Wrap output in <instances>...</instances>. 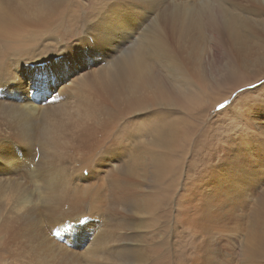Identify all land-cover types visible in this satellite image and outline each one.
I'll return each mask as SVG.
<instances>
[{
	"label": "rangeland",
	"instance_id": "rangeland-1",
	"mask_svg": "<svg viewBox=\"0 0 264 264\" xmlns=\"http://www.w3.org/2000/svg\"><path fill=\"white\" fill-rule=\"evenodd\" d=\"M136 1L128 0V5L122 7L123 11L133 8V12L122 14L121 10L122 13L115 14L113 24L118 25L125 19L111 41V46H118L121 51L128 47V40L136 28L132 37L133 40L137 37L135 43H138L150 19L162 13L155 0H148L149 4L145 5L143 1ZM167 1L190 10L180 13L174 22L177 36L166 32L168 43L173 46L177 41L182 42L192 60L212 62L211 71L213 65H217L210 41L204 38L209 39L208 34L196 28L198 19L193 12L198 10L194 6L211 3L215 8L216 2L221 1L246 12V5L261 4V0L258 3L246 0ZM22 20L29 28L36 25L40 32L36 35L52 44V48L43 55L41 69L29 68L27 74L10 65L12 69L9 70L19 77L8 83L0 96L7 98L3 96L6 89L9 93L22 91L29 76L34 78L32 84L36 86L41 85L36 79L53 76L52 81L43 83L40 93L35 95V89L29 96L16 95L27 104L29 99L32 104L37 99L38 106L32 117L35 122L38 107L69 98L72 101L76 96L75 83L91 89L90 81L99 64L91 65L90 60L80 59V54L91 49L94 57L99 58L92 36L87 32L94 30L95 25L100 27L107 19H98L89 29L86 22H78L66 32H58L57 25L50 28L38 14L33 21L29 17ZM128 23L136 25L128 26ZM180 33L182 40L177 39ZM23 36L22 41L27 43ZM34 43L39 44L40 40L37 38ZM31 48L34 47L27 49ZM27 49L19 52L27 54ZM204 50L210 51L211 59L204 55ZM111 52L113 58L119 55ZM108 54L109 51L105 57ZM9 56H4L3 62L12 64L17 57L22 61L25 58L20 54ZM74 67L85 75L82 80L78 81L75 73L70 74L69 70ZM263 75L250 76L247 82ZM243 83L216 85V89L210 90L213 95L206 97L207 104L205 101L199 103L197 111L195 108L189 110L191 118L183 117L191 127L182 133L184 144L180 140L166 147L160 145L162 149L147 143L151 136L144 134L129 135L120 143L116 142L117 131L103 126L104 117L111 119L113 109L102 104L92 89L97 98L98 115L78 112L77 116L66 105L68 111L62 110L54 125L36 127L34 123L32 127L31 124L26 135L20 138L13 137L5 128L12 126L0 112V117L4 118L0 119V150L5 148L1 151L4 159L0 160V264H246L244 255L241 257L239 252L251 241L256 197L264 199V77L239 87ZM82 93L84 97L88 92ZM225 95L228 96L216 102ZM4 102L9 101L5 99ZM51 108L47 107L49 111ZM91 109L94 111L93 107ZM138 111L131 115L121 109L125 118L121 117L118 126L143 127L148 121L158 127L171 115H181H176L175 111L162 112L152 105ZM99 117L101 124L94 127ZM167 124L168 127L178 126V118L163 126ZM113 146L121 150L113 153ZM158 155L178 164L170 163L161 172L143 177L145 179L142 174L125 172L131 168L130 161L151 171L152 156ZM12 161L19 162L17 168ZM48 184L54 189H46ZM44 194L46 202L42 201ZM79 221L82 222L80 226L76 225ZM71 223H74L72 227ZM64 233L75 241L72 248L58 241L64 238ZM46 244L50 247L44 248ZM155 249L159 252L155 253Z\"/></svg>",
	"mask_w": 264,
	"mask_h": 264
},
{
	"label": "bare ground",
	"instance_id": "bare-ground-1",
	"mask_svg": "<svg viewBox=\"0 0 264 264\" xmlns=\"http://www.w3.org/2000/svg\"><path fill=\"white\" fill-rule=\"evenodd\" d=\"M13 1L0 0V92L8 86V83L14 82L19 77L14 71L9 70L12 69L10 65H15L16 70L21 69V73H27L29 68L35 70L41 69L43 57L45 58L43 55L48 54V50L52 48V44L48 43V41L44 42V39L36 35L40 33L36 25L33 28H29L22 19L29 17L33 21L38 14L44 18V24H48L50 28L57 25L58 32L60 30L65 32L68 30L71 31L72 27L78 22H86V28L89 29V25L94 24V22L96 23L98 19H101V21L102 19H107V22H101L100 27H98L99 25H95L94 30L87 32L92 36V40L95 43L93 48L99 52V58L102 57V59L94 57L95 52H93L94 55L87 61L90 60L92 62L91 65L99 64L97 66L98 68H96L97 71L94 72L90 81V87L94 90L102 104H107L113 109L111 119L104 117L103 126L112 127L117 131L116 142L118 143L129 135L144 134L147 137L151 136L146 142L153 143V147L158 149L166 147V144L177 143L180 140L184 144L185 139L182 133L185 130H190L191 127L187 126V122L183 117L191 118L189 115L191 108H195L197 111L198 107L196 106L199 103L205 101V104H207L206 97L213 95L210 94V90L216 89L215 86L220 84L228 86V83L231 85L233 83L244 82L239 87L246 86L264 77L263 75L255 81L247 82L250 76H255V74L259 73L264 74V0H261V4H256L254 7L246 5V12L237 6L228 7V5L221 1L219 3L216 2L215 8L211 3H202L199 6H194L198 10L193 12L198 19L196 28H202L209 36V39L205 36L204 38L207 42L210 41V46L212 47L210 49L212 50L213 59L217 65H213V74L210 69V63L212 62L206 64L203 61L201 62V60H192L189 52L186 51L187 48L181 45L182 42L177 41L173 46L168 43L165 37L166 32L176 34L175 23L179 14L190 11L182 5H178L176 2L169 3L167 0H155V2H159L162 13H156L157 16L154 19H150L138 43H135L137 37L133 40L134 37L132 36L137 30V28H133L135 31L128 40V47L121 51L118 46H111V41L112 35L117 32L118 27L123 24L125 19H122L118 25L113 24L116 18L115 14L118 12L122 13L123 10L119 4L109 8L112 0H18L16 3H13ZM161 1L164 4L160 3ZM246 1L258 3L259 0ZM155 11L157 12L156 9ZM130 12H133V8L128 11L124 9L122 14ZM135 13L137 14V12ZM128 24V26L136 25L134 23ZM164 27L172 28L173 30ZM23 35L26 36L27 43L22 41L21 36ZM37 38L40 40L39 44L34 43ZM181 38L180 33L177 39L180 40ZM86 43L92 47V44L87 42V40ZM28 47L34 48L27 49ZM21 49H27L28 53L23 54L19 52ZM192 50L194 49L192 48ZM108 51L109 54L105 57ZM111 51L118 52L119 55L113 58ZM196 52L199 54V51ZM12 54H20V56L25 58L23 61L18 57L15 59L12 58V64L6 60L3 62L4 56L8 57ZM204 55L210 58V51L206 50ZM101 62L104 64L100 65ZM25 65L26 68H24ZM76 69L74 67L69 72L70 74L75 73L78 75L77 79L80 81L85 75L75 71ZM52 77H44L40 80L36 79L41 84L40 86H36L32 84L34 78L29 76L25 79L26 86L22 91L9 93V90L6 89L3 96L7 98L0 96V112L5 115L7 123L12 126L5 128L12 132L13 137L20 138L26 135V131H29V127L31 124L33 127L34 123L36 127L37 125L40 127L54 125L57 122L56 120L60 119L62 110L67 106L77 116L79 115L78 112H81V115H98L95 93L87 87L76 86L75 81H72L75 83L74 91L76 93L73 100L70 101L69 98L54 103L51 106L38 107L36 110L39 111L34 116V122L32 117L34 109L38 106V104H35L37 99L33 101V104L32 100L29 99V104H27V101L22 102V98L16 95L29 96L35 89L34 94L36 95L43 90L41 89L43 83L52 81ZM31 86L33 89H29ZM235 89L236 87L233 91ZM83 91L88 92L84 97ZM10 95H12L11 98H9ZM227 96L225 95L216 102L222 101ZM5 99L9 102H4ZM10 99H14V101ZM147 105L156 106L162 112L175 111L176 115L181 114L182 116L171 115L168 117V120L162 118L164 121L161 125H157L158 127H153L148 121H145L147 125L145 123V125L143 124L145 127L118 126L123 116L121 109L127 114H134L139 112L138 109ZM47 107L52 108L49 111ZM92 107L94 111H92ZM124 107L128 108V110H125ZM78 109L81 110L78 111ZM67 111L65 109V112ZM102 111L107 114L106 110L103 109ZM81 115L79 117L80 119H82ZM157 116L158 114L155 118ZM175 117L178 118V126L168 127V124L163 126L164 123H169ZM0 119L4 118L0 117ZM100 124L101 119L99 117L94 127ZM57 125L59 126V124ZM1 151H5V148H1L0 150V160H3ZM151 161L152 163L149 165L152 169L151 171L143 170L142 166L136 161H130L131 168H128L125 172L133 175L142 174V178H146L156 171L161 172L170 163L178 164L177 161L169 159L163 160V157L159 155L156 157L152 156ZM12 165H14V168H17L19 162L12 161ZM139 168L142 169V173L139 172ZM121 185L124 184L121 183ZM47 188L54 189V186L48 184ZM44 197L45 194L42 197V201L46 202ZM254 213L255 217L251 220L252 226L250 228L252 235L251 241L247 245L244 244L242 246L243 249L239 252L241 257L244 255L246 264H257L259 261V264H261V261L264 262V199L256 197ZM69 240L72 244L75 242L73 239ZM49 247L50 244L44 246V248ZM154 252L158 253L159 250L155 249ZM163 254L164 252H160V255Z\"/></svg>",
	"mask_w": 264,
	"mask_h": 264
},
{
	"label": "snow or ice",
	"instance_id": "snow-or-ice-1",
	"mask_svg": "<svg viewBox=\"0 0 264 264\" xmlns=\"http://www.w3.org/2000/svg\"><path fill=\"white\" fill-rule=\"evenodd\" d=\"M143 2L146 4L148 2V0H143ZM117 4H119L122 7H126L128 4V0H112V4L109 5V8L116 6ZM93 55H94L93 51L91 49H89L88 51L82 52L80 54V59L87 61ZM221 107H223V105H221ZM120 150H121V148L119 146H113L111 149V152L116 153V152H119Z\"/></svg>",
	"mask_w": 264,
	"mask_h": 264
}]
</instances>
